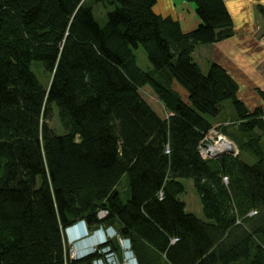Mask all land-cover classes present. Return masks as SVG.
Wrapping results in <instances>:
<instances>
[{
  "label": "trees",
  "instance_id": "16d2710c",
  "mask_svg": "<svg viewBox=\"0 0 264 264\" xmlns=\"http://www.w3.org/2000/svg\"><path fill=\"white\" fill-rule=\"evenodd\" d=\"M157 1L0 0V264H91L96 250L72 258L65 240L81 220L89 231L115 225L139 264H264L263 109L247 108L221 64L204 72L193 58L197 44L233 35L231 14L224 0H184L199 23L183 31ZM93 4L112 7L102 25ZM139 46L151 70L136 62ZM225 100L252 163L199 154ZM53 110L62 133L48 125ZM183 179L201 218L178 197ZM106 244L117 249L113 240L97 249Z\"/></svg>",
  "mask_w": 264,
  "mask_h": 264
},
{
  "label": "rangeland",
  "instance_id": "374dc122",
  "mask_svg": "<svg viewBox=\"0 0 264 264\" xmlns=\"http://www.w3.org/2000/svg\"><path fill=\"white\" fill-rule=\"evenodd\" d=\"M175 3L180 4L181 0H174ZM193 5V3H191V6ZM194 6V5H193ZM112 7L110 5H107V8L105 6H103L102 4H93V13H94V17L96 18V20L102 25L105 23L106 20V11L110 10ZM154 11L156 13H170L171 17H175L174 13L171 12V8H170V0H158L156 5L154 6ZM185 16H188V18L192 21L191 19V15H194L195 17V12L192 13V11H183ZM164 16V15H162ZM257 19V27H256V37H257V41L260 43L262 42L264 44V16L262 15H257L256 16ZM188 19V20H189ZM192 24V22L190 23ZM239 36H237V39L241 40V42H238V46L236 51V55H233L231 57H234V59H237L240 61V63H236L233 62V64H240L243 65L245 68H249L250 64H246L245 62H248V58H241L243 56H253V54H247L248 51L250 50L251 47H249V45L251 44H243L244 41H246L243 38L244 33H239ZM228 47V44L226 45H222V48L220 47V52H221V56L219 58L222 57H226V56H222V54H226V49ZM210 50V44H197L195 51L193 53V58L195 60V62L198 63V65L200 66V68L205 72L208 69V65L210 60L207 59L206 54L209 53ZM134 54L136 57V62L138 64L139 67H141L144 70H151V65L146 57V53L143 50V48L141 46H139L138 48L134 49ZM256 55L259 58H262L264 55V52H256ZM218 58V59H219ZM244 60V62L242 63L241 60ZM259 67L262 68V71H264V62L259 64ZM31 69L35 72L36 76L38 77V79L41 81V83L47 85L50 81V74L45 72L44 69L41 66V63L38 61H33L31 63ZM243 72V71H242ZM140 93L142 95V97L151 105V107L157 112V114L164 116V108L163 105L158 101V99L156 98V96L153 94V92L151 91V89L148 86H144L143 88L140 89ZM223 105V111L222 113L217 116V117H212L209 116V119L214 122L213 123V127L216 128V130L221 133L223 136L226 137V139L228 141H230L234 146L235 149L237 150V154H241L242 157H244L245 160H247V162L252 163L254 162L255 158L250 155L251 158H249L248 156H246L247 154L245 152H240L239 153V145L238 142L241 140V136L239 137V133L236 132V122L235 121V113L233 110V107L230 103L229 100H225L222 102ZM219 120L218 123H216ZM216 121V122H215ZM234 121V122H233ZM227 123V124H226ZM48 125L53 128L57 133H62L63 129L61 128V126L59 125V122L57 120L56 117V110L52 111V117L50 118V120L48 121ZM222 125H227V130L228 133H225L224 129L221 130ZM239 137V140H235V138ZM264 142V141H263ZM184 185H185V191L183 193H181L178 197L180 200H182L183 202H185L188 205V209L187 211L189 212H193L194 214L199 215V207H201L200 202L198 200V195L196 193V191L194 190L193 187V183L191 180L189 179H183L182 180ZM128 187H126V179L125 178H121L118 181V186H117V190L120 191V193H123ZM128 190V189H127ZM127 195H128V191H127ZM126 196V195H124ZM104 226H112L113 230L115 232V234H119L121 237L124 236L122 235L119 230L117 229V227L113 224H106ZM103 226V227H104ZM125 237V236H124ZM125 238H129L128 236H126ZM65 240L67 245L69 246V252H70V256L72 258H78L81 257L83 255H86V253H88V250L84 251L82 254L79 255H75L72 252V248L74 247L75 243H70L68 241V237L67 234L65 233ZM113 241L116 243L117 245V249L118 251L120 250L117 240L113 239ZM76 244L78 243V241H75ZM130 245H131V249L133 251V255L135 256V259L137 261V264H139V260L137 258V255L132 247V241L130 239ZM91 250V249H90ZM90 252V251H89ZM120 259H122V255L121 257H119ZM114 261H117L115 258L112 261L111 264H114ZM122 264H128V262L125 260L121 261ZM154 263V262H153ZM152 263V264H153ZM154 264H167L164 263L163 261H159V262H155Z\"/></svg>",
  "mask_w": 264,
  "mask_h": 264
},
{
  "label": "crops",
  "instance_id": "0c3cea01",
  "mask_svg": "<svg viewBox=\"0 0 264 264\" xmlns=\"http://www.w3.org/2000/svg\"><path fill=\"white\" fill-rule=\"evenodd\" d=\"M224 2L233 20V35L219 42L211 43L210 50H208L209 53L206 54V57L210 60V62L214 61L221 64L226 71L238 81L240 85L239 97L250 111L255 107L261 106L264 112V71H262V68L259 67V64L264 62V55L262 58H259L256 55V52H264V44L262 42L259 43L257 41V37L255 36L257 27L256 21L258 19L256 16L260 15L257 12V7L259 5L264 7V0H224ZM177 3H175L174 0H170L171 12L175 15L173 18L179 21L183 31H190L197 26L199 20L196 15L195 17L194 15H191V21L188 16L184 15L183 11L191 10L192 13H194V6H191V3H187L184 0H181L180 4ZM157 14L171 16L169 12H160ZM191 22L192 24H190ZM239 33H244L243 38L246 40L243 43L244 45L248 43L251 44L249 45L251 48L247 54H253V56L251 57L249 55H245L241 57L248 58L249 61L245 63L250 64L249 68H245L240 64H233V62L240 63L239 60L231 57L236 55L235 50L237 49L238 42H241V40L237 39ZM226 44H228V47L225 48L226 54H222V56L226 57L219 58L221 56L219 49L220 47L222 48V45ZM241 62L243 63L244 60L242 59ZM218 122L219 120L216 123ZM246 156L251 158L249 154ZM185 208L186 210L188 209V205L186 203ZM199 212V215H195L200 218L203 217L201 207H199Z\"/></svg>",
  "mask_w": 264,
  "mask_h": 264
},
{
  "label": "built area",
  "instance_id": "2783aa9c",
  "mask_svg": "<svg viewBox=\"0 0 264 264\" xmlns=\"http://www.w3.org/2000/svg\"><path fill=\"white\" fill-rule=\"evenodd\" d=\"M223 143V144H222ZM225 143V144H224ZM231 150V152H230ZM199 154L202 158H213L222 153H231L233 155L237 154V150L235 146L226 139L221 133H219L215 127L209 129V131L203 136L198 146ZM226 181V177H224ZM161 193H159L160 195ZM255 211H252L254 213ZM107 215V211L104 209H99L97 216L98 218H103ZM100 225L96 229L89 231L86 227V224L83 220L77 222L74 226L67 229L66 234L67 237H70V231L76 230L77 232L72 233L74 236L77 234L81 239H78V242H83L87 239H92L95 237V240L90 241V245L86 246L85 249L82 248L80 254L84 251L88 250L93 251L96 250L98 253V257H96L91 264H111L114 258L117 261H114V264H122V260H126L128 264H137L135 256L133 255V251L130 245V239L125 238L124 236H120L119 234H115L112 226H104ZM76 237V236H75ZM69 239V238H68ZM116 239L120 250L114 249L109 244H106L102 248H98L97 246L103 245L108 242V240ZM176 239L172 238L171 243ZM91 249V250H90ZM120 259L119 257H121Z\"/></svg>",
  "mask_w": 264,
  "mask_h": 264
},
{
  "label": "bare ground",
  "instance_id": "6f19581e",
  "mask_svg": "<svg viewBox=\"0 0 264 264\" xmlns=\"http://www.w3.org/2000/svg\"><path fill=\"white\" fill-rule=\"evenodd\" d=\"M223 144V143H222ZM225 144V143H224ZM75 232H77L76 230H71L70 231V237H68L69 239H68V241L70 242V243H75L74 244V247L72 248V252L76 255H79L80 253H81V251H82V248L83 249H85L86 248V246H88V245H90V241H93V240H95V237H93L92 239H87V240H85L84 242L85 243H83V242H78L77 244H76V242L75 241H78V239L80 240L81 239V237L79 236L78 237V235L76 234L75 236L72 234V233H75Z\"/></svg>",
  "mask_w": 264,
  "mask_h": 264
},
{
  "label": "water",
  "instance_id": "95a60500",
  "mask_svg": "<svg viewBox=\"0 0 264 264\" xmlns=\"http://www.w3.org/2000/svg\"><path fill=\"white\" fill-rule=\"evenodd\" d=\"M230 152H231V150H230Z\"/></svg>",
  "mask_w": 264,
  "mask_h": 264
}]
</instances>
